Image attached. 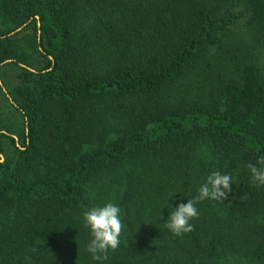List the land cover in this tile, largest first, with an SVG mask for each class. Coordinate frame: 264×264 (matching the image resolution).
<instances>
[{
    "label": "trees",
    "instance_id": "16d2710c",
    "mask_svg": "<svg viewBox=\"0 0 264 264\" xmlns=\"http://www.w3.org/2000/svg\"><path fill=\"white\" fill-rule=\"evenodd\" d=\"M8 59L32 70L11 92L24 149L0 158V264H264L247 167L264 156V0H0ZM217 170L227 198L173 234ZM108 202L125 227L95 261L83 213Z\"/></svg>",
    "mask_w": 264,
    "mask_h": 264
},
{
    "label": "clouds",
    "instance_id": "9594fccd",
    "mask_svg": "<svg viewBox=\"0 0 264 264\" xmlns=\"http://www.w3.org/2000/svg\"><path fill=\"white\" fill-rule=\"evenodd\" d=\"M247 167L254 184L264 186V156L258 159L257 164H248ZM232 184L230 174H222L218 170L211 172L194 198L188 199L187 203H180L171 211L165 226L175 235L194 231V225L190 221L199 216L197 204L204 200L223 203ZM120 212L118 205L108 202L103 206L91 207L83 213L85 226L89 228L92 237L86 250L93 260H107L108 252L115 251L120 246V237L125 227Z\"/></svg>",
    "mask_w": 264,
    "mask_h": 264
},
{
    "label": "rangeland",
    "instance_id": "374dc122",
    "mask_svg": "<svg viewBox=\"0 0 264 264\" xmlns=\"http://www.w3.org/2000/svg\"><path fill=\"white\" fill-rule=\"evenodd\" d=\"M31 33V29L19 31L16 39H19L17 48L27 54L32 52L31 47L27 43L26 36ZM21 68L32 70L29 66L17 62L13 59H8L0 65V156L2 160L5 157H12L14 148L23 150L26 141L24 135V120L15 102L12 100L11 92L17 84L16 76ZM11 136L15 143L9 140Z\"/></svg>",
    "mask_w": 264,
    "mask_h": 264
},
{
    "label": "water",
    "instance_id": "95a60500",
    "mask_svg": "<svg viewBox=\"0 0 264 264\" xmlns=\"http://www.w3.org/2000/svg\"><path fill=\"white\" fill-rule=\"evenodd\" d=\"M0 158H1V161H2V157L0 156Z\"/></svg>",
    "mask_w": 264,
    "mask_h": 264
}]
</instances>
